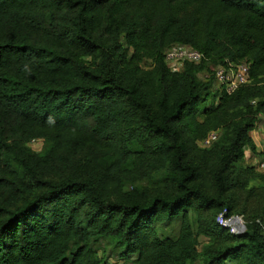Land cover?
<instances>
[{
    "label": "trees",
    "instance_id": "obj_1",
    "mask_svg": "<svg viewBox=\"0 0 264 264\" xmlns=\"http://www.w3.org/2000/svg\"><path fill=\"white\" fill-rule=\"evenodd\" d=\"M263 120L264 0H0V264H264Z\"/></svg>",
    "mask_w": 264,
    "mask_h": 264
},
{
    "label": "built area",
    "instance_id": "obj_2",
    "mask_svg": "<svg viewBox=\"0 0 264 264\" xmlns=\"http://www.w3.org/2000/svg\"><path fill=\"white\" fill-rule=\"evenodd\" d=\"M204 55L194 49L190 45L174 44L165 52V62L172 70H180L185 62L199 63ZM216 87L222 88L223 91L230 93L237 89L240 85L250 81L248 64L245 62L229 65H218L211 68ZM206 76V75H205ZM261 131L264 133V120ZM258 123L255 129H258ZM219 136L218 130H212L199 141L201 147L209 146ZM261 149L256 153L248 151V158L253 161L259 171H264V139L259 142ZM216 223L222 227H226L232 233H241L245 230L244 218L240 214H234L225 217V210L220 211L216 216Z\"/></svg>",
    "mask_w": 264,
    "mask_h": 264
},
{
    "label": "rangeland",
    "instance_id": "obj_3",
    "mask_svg": "<svg viewBox=\"0 0 264 264\" xmlns=\"http://www.w3.org/2000/svg\"><path fill=\"white\" fill-rule=\"evenodd\" d=\"M201 76H205V74H202ZM262 126H263V123L260 122L259 128H262ZM40 145L41 144L39 142H36V141L32 142V144H31V146L36 150L40 148ZM252 162L253 161L251 160V158L249 159L247 157H245V159L243 161V163L247 164V165L252 164ZM159 227H161V226H159ZM161 230L165 233H169L170 235H175L178 231V222L174 221L169 226H164ZM201 240L205 241V238L201 237ZM111 247L112 246H110L108 243H106L105 239L99 240L98 241V248H99L98 254L101 255L102 257H105L108 260V264H122L123 260L119 259V257L116 254L117 249L111 248ZM229 264H233V263H229Z\"/></svg>",
    "mask_w": 264,
    "mask_h": 264
},
{
    "label": "crops",
    "instance_id": "obj_4",
    "mask_svg": "<svg viewBox=\"0 0 264 264\" xmlns=\"http://www.w3.org/2000/svg\"><path fill=\"white\" fill-rule=\"evenodd\" d=\"M258 124H259V122H258ZM250 134H251V137H252V139L256 145V150L261 149V145L259 144V142L264 139V133L261 131V128H259V125H258V130H257V128L256 129L254 128ZM248 151L249 150H246V153H247L246 157L247 158H248ZM256 154H258V153H256Z\"/></svg>",
    "mask_w": 264,
    "mask_h": 264
},
{
    "label": "clouds",
    "instance_id": "obj_5",
    "mask_svg": "<svg viewBox=\"0 0 264 264\" xmlns=\"http://www.w3.org/2000/svg\"><path fill=\"white\" fill-rule=\"evenodd\" d=\"M260 122H262V121H260ZM260 122H259V123H260ZM254 128H255V127H254Z\"/></svg>",
    "mask_w": 264,
    "mask_h": 264
}]
</instances>
